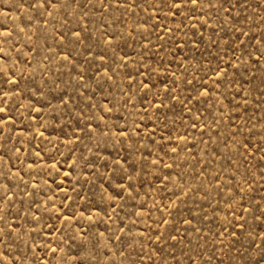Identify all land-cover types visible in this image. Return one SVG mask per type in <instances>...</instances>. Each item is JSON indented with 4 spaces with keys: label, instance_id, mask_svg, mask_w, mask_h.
Masks as SVG:
<instances>
[{
    "label": "rangeland",
    "instance_id": "1",
    "mask_svg": "<svg viewBox=\"0 0 264 264\" xmlns=\"http://www.w3.org/2000/svg\"><path fill=\"white\" fill-rule=\"evenodd\" d=\"M0 109V264H264V0H0Z\"/></svg>",
    "mask_w": 264,
    "mask_h": 264
},
{
    "label": "snow or ice",
    "instance_id": "2",
    "mask_svg": "<svg viewBox=\"0 0 264 264\" xmlns=\"http://www.w3.org/2000/svg\"><path fill=\"white\" fill-rule=\"evenodd\" d=\"M197 2H198V0H191V3L193 5H195ZM41 6H43V0H41ZM77 35H79V34H77ZM0 111H2V109H0Z\"/></svg>",
    "mask_w": 264,
    "mask_h": 264
}]
</instances>
